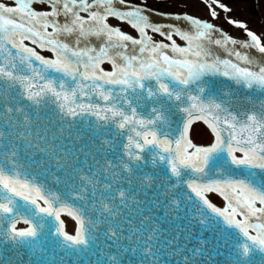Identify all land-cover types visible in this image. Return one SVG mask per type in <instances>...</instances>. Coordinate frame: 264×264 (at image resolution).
I'll return each mask as SVG.
<instances>
[{
	"label": "snow or ice",
	"instance_id": "1",
	"mask_svg": "<svg viewBox=\"0 0 264 264\" xmlns=\"http://www.w3.org/2000/svg\"><path fill=\"white\" fill-rule=\"evenodd\" d=\"M199 2L0 0V264H264V18Z\"/></svg>",
	"mask_w": 264,
	"mask_h": 264
},
{
	"label": "flooded vegetation",
	"instance_id": "2",
	"mask_svg": "<svg viewBox=\"0 0 264 264\" xmlns=\"http://www.w3.org/2000/svg\"><path fill=\"white\" fill-rule=\"evenodd\" d=\"M174 2L177 5V10L185 9V4L181 3V0H174ZM189 2H194L196 6L194 8L187 7L188 11L202 18L211 19L207 7L200 4L199 0H189ZM226 2H229L233 8V13L228 14L233 18L256 22H259L262 18H264V0H226ZM224 17L225 14L221 12L220 16L212 22L222 26L231 34L240 35V29L229 25ZM250 26L258 28V23H252Z\"/></svg>",
	"mask_w": 264,
	"mask_h": 264
},
{
	"label": "bare ground",
	"instance_id": "3",
	"mask_svg": "<svg viewBox=\"0 0 264 264\" xmlns=\"http://www.w3.org/2000/svg\"><path fill=\"white\" fill-rule=\"evenodd\" d=\"M66 224H69V226L71 227V229H73L74 223L71 221L70 218H66Z\"/></svg>",
	"mask_w": 264,
	"mask_h": 264
},
{
	"label": "rangeland",
	"instance_id": "4",
	"mask_svg": "<svg viewBox=\"0 0 264 264\" xmlns=\"http://www.w3.org/2000/svg\"><path fill=\"white\" fill-rule=\"evenodd\" d=\"M66 219V217H65ZM66 230H68L69 232H71L73 229H71V227L69 226V224H66Z\"/></svg>",
	"mask_w": 264,
	"mask_h": 264
},
{
	"label": "water",
	"instance_id": "5",
	"mask_svg": "<svg viewBox=\"0 0 264 264\" xmlns=\"http://www.w3.org/2000/svg\"><path fill=\"white\" fill-rule=\"evenodd\" d=\"M20 226H21V227H23L24 225H23V224H21Z\"/></svg>",
	"mask_w": 264,
	"mask_h": 264
}]
</instances>
